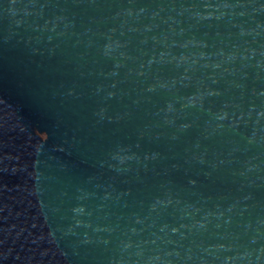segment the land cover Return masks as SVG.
Here are the masks:
<instances>
[{
    "label": "water",
    "instance_id": "1",
    "mask_svg": "<svg viewBox=\"0 0 264 264\" xmlns=\"http://www.w3.org/2000/svg\"><path fill=\"white\" fill-rule=\"evenodd\" d=\"M264 165V0H115Z\"/></svg>",
    "mask_w": 264,
    "mask_h": 264
}]
</instances>
